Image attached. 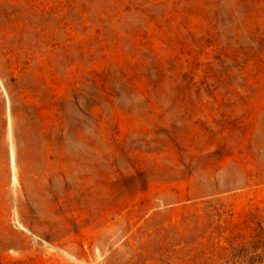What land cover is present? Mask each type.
Here are the masks:
<instances>
[{
    "label": "rangeland",
    "instance_id": "rangeland-1",
    "mask_svg": "<svg viewBox=\"0 0 264 264\" xmlns=\"http://www.w3.org/2000/svg\"><path fill=\"white\" fill-rule=\"evenodd\" d=\"M0 264H264V0H0Z\"/></svg>",
    "mask_w": 264,
    "mask_h": 264
}]
</instances>
